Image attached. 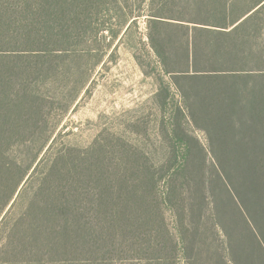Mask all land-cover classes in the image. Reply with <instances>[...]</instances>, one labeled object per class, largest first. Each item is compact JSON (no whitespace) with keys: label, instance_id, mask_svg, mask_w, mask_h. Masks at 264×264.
<instances>
[{"label":"rangeland","instance_id":"1","mask_svg":"<svg viewBox=\"0 0 264 264\" xmlns=\"http://www.w3.org/2000/svg\"><path fill=\"white\" fill-rule=\"evenodd\" d=\"M82 1L78 0V3ZM221 1L92 0L86 10V16H80L78 21L76 17L80 10H67L72 6L68 4L70 0H54L53 17L57 26L54 31L60 30L58 34L64 38L51 39L45 34V40L48 42L44 57L39 63L33 64L40 69L23 74L28 84L20 85L17 82L18 85L14 86V89H19L20 100H23L21 98L25 92L33 93V98L37 95L38 99L34 98L37 103L34 104L40 103L51 117L50 121L42 123L48 127L42 126V133L37 134L38 137L49 136V130L53 129L50 141L56 137L59 146L70 149L69 154L74 157L81 153L86 156L87 152L82 149L92 142L97 147L98 141L108 148V161L112 157L127 160L129 166L124 163L109 164V168L118 173H130L136 169L131 164L132 157L157 160L160 155V121L167 117L168 109L174 106L175 102L185 110L189 109L194 121L187 125L186 119L180 120L188 130L186 139L192 147L191 161L186 171L194 186L196 183L192 212L187 213L185 220L188 230L192 228V224H188L190 221L197 227V232L196 229H191L196 232L197 245L189 251L192 260L190 263L223 264L221 260L228 257L237 259V262L234 260L232 264H264L263 254L255 245L251 233L244 228L241 219L235 221V230L227 228L226 236L219 232L220 226H228L223 213H226L228 219L232 215L234 218L239 217L229 200L225 207L221 204L219 195L226 197L227 193L219 179L217 168L215 169L214 163L210 161L214 158L219 165L227 168L222 170L218 165L219 170L228 173L229 169H236L238 165L233 156L250 159L246 160L251 165L247 180L260 190H247L251 196L260 192L264 199V7L242 28L229 34L232 26L221 27L230 20V17L226 20L222 17ZM233 1L231 10H234V15L244 12L253 2ZM42 15L47 18L48 9L42 10ZM158 15L164 16V21L172 23L152 22L151 19ZM68 17L73 19L71 25L75 29L65 38L64 29L69 24ZM50 26L46 21L44 28L47 32ZM216 30L227 31L228 34L221 35L216 33ZM192 40H196L199 54L204 51L215 52L218 48L223 52L226 50V44L223 42L236 43L235 50L242 52L243 65L214 66L219 71L226 70L229 89L210 90L211 85L205 84L200 77L182 76L177 80L182 96L173 88L168 90V93L170 91V94L175 95V101L172 102L171 97L165 93L169 74L164 70L166 67L158 62L152 44H161L163 41L167 60L170 58L175 70H186V43ZM227 48L233 49V45H227ZM230 74L238 77H230ZM162 95L165 103L163 107L160 105ZM160 110L164 111V115ZM23 137L26 138L27 135ZM254 145H259L255 151ZM87 151L93 152L92 148ZM96 156L101 155L95 154ZM148 166V163L142 165L141 171L147 172ZM128 168L130 170H126ZM31 171L32 168L22 180L7 208L17 200L22 189L30 185L28 179ZM87 172L82 169L78 173V179H81L78 185L90 188L93 183L88 181ZM160 172L157 170V173ZM182 178L178 176L176 179L180 192ZM225 178L237 184L232 170ZM78 179H75L76 182ZM24 200L25 198L23 202ZM187 200L186 196L185 201L183 197L174 198L171 203L175 204L174 209L165 204L161 205L162 212H165V227L158 223L159 217L154 202L150 201L152 208H148L143 205L144 201L140 200V203H137L139 210L136 212L139 213V219L133 221L132 233L130 228L133 224L129 227L122 225L129 231L125 233L122 230L124 234L136 238L130 239L127 252L123 256L115 255L120 258L118 262L142 264L139 262L142 259L143 264H147L145 257L151 260L152 257L165 255L166 251L162 252V249L170 250L173 240H169V237L175 238L177 233L175 214L180 212L182 203L189 202ZM85 202L87 209H94L99 204L96 199L91 200L90 197ZM246 205L248 211L253 209L248 203ZM83 209L82 205L81 211ZM124 209L120 210L121 213ZM260 209L262 217L254 211L252 217L264 236V207ZM95 213L90 210L91 216ZM121 215L129 216V213L124 212ZM118 219L123 221L120 217ZM90 221L95 226L101 223L96 214ZM165 231H168L167 234ZM149 232H155L156 237L161 236L160 243L149 240L147 242L146 236H149ZM149 242L152 247H148ZM81 245L84 248L92 246L84 243ZM177 252L175 262L187 263L186 259H183L185 254L181 255L179 249ZM76 255L88 256L87 253ZM151 262L159 263L153 259Z\"/></svg>","mask_w":264,"mask_h":264},{"label":"trees","instance_id":"2","mask_svg":"<svg viewBox=\"0 0 264 264\" xmlns=\"http://www.w3.org/2000/svg\"><path fill=\"white\" fill-rule=\"evenodd\" d=\"M70 1L68 4L72 6L67 10L79 9L80 12H77L76 17L78 21L80 16L82 18L86 16L89 3H92V0H83L81 3H78V0ZM263 1L253 0L244 12L234 15V10H231L234 1L222 0L220 4L223 10L222 17L224 20L230 17V20L223 23L224 26L221 27L232 26L229 34H233L255 17L254 15L262 11ZM44 9H48L47 18L42 15ZM54 9V0H0V254H4L0 256V264H121L118 262L120 258L117 256H123L127 252L130 239L136 238V236L124 234L123 232L126 233L128 230L122 225L129 227L133 221L139 219V213H136L139 210L137 203H140L141 200L144 201V206L152 208L150 201H153L157 207L158 223L165 227V212H162L161 205L165 204V206L174 209L175 204H171L173 199L183 197V201H185V196L189 202L182 203L180 212L175 214L177 233L175 238L169 237V240H173L171 247L168 246L170 250L162 249V252L166 251L165 255L159 258L152 257L151 260L159 262L155 264H177L175 257L178 253L177 249H179L181 255L185 254L183 259H186L187 263L183 262V264H193L190 263L192 260L189 251L193 249L194 245H197V227L190 221L188 224H192L191 229H196V232L188 230L185 220L187 213L192 212L196 183L194 186L193 181L189 180L191 176L188 178L189 173L186 171L187 165L189 166L191 161L192 147L190 141L186 139L188 130L180 120L186 119L187 125L194 121L189 109L185 110L176 102L168 109L167 117L160 121L158 140L160 155L157 160L148 157H142V159L132 157L131 164L136 169L130 173L127 171L118 173V171L110 169L109 164L124 163L127 166L128 162L124 158L116 157H112L108 161V156H110L107 154L108 148L98 141L96 142L97 147L92 142L82 149L83 152H87L86 156L85 153H81L74 157L69 154L70 149H63L59 146L56 137L50 141L53 129L49 130V136H37L42 133V126L48 127L42 123L50 121L51 117L47 115L40 103L34 104V98L38 99L37 95H34L33 98V93L25 92L22 94L21 99L23 100H20L18 98L19 89H14V86L18 83L20 85L28 84L23 74L40 69L33 64L39 63L44 57L48 42L45 40L47 39L45 34H48L51 39L62 37L58 34L60 30L54 31L57 27L54 21L56 19L53 17ZM246 14L248 15L244 17ZM163 18L165 17L158 15L151 20H153L152 22L157 21L158 24L172 23L164 21ZM76 19H74L75 27ZM46 21L53 28H50L48 32L44 28ZM72 22L73 19L68 17L69 24L64 29L65 38H68L73 32L72 29H75L71 25ZM216 31L221 35L228 34L227 31ZM163 43L162 41L161 44H152V50L158 62L166 67L164 70L169 74L165 93L171 97L172 102L175 101V95L170 94V91L168 93V90L173 88L180 92L177 80L182 76L184 78L200 77L205 84L211 85L210 90L229 89L226 70L219 71L214 66L243 65L242 52L235 50L236 43L223 42L226 44V50L223 52L218 48L215 52L206 53L204 51L205 53L199 54L196 40H192L186 43L185 63L187 69L175 70L170 58L167 60ZM231 44L234 50L227 48V45L232 47ZM230 75V77H238L235 74ZM259 91H257L258 94ZM178 95L182 96V93L180 92ZM160 101V105L163 107L165 104L163 95L160 96ZM160 111L164 115V111ZM178 118L179 120H177ZM26 135V138L29 139L23 137ZM123 143L125 142L123 141ZM258 146L254 145L253 150L255 151ZM89 148H92L93 152L87 151ZM95 154L101 156L95 157ZM239 159V157L233 156V160L238 165L236 169L231 167L229 169V172L233 171L237 184L225 178L229 172L223 173L219 170V166L222 170L227 168L219 165L214 158L210 159L214 163L215 169L217 168V174L227 193L226 197L222 194L219 195L221 204L225 207L229 200L239 217L234 218V215H229L228 219L226 213H223V218L228 226L226 228L220 226L219 232L226 236L227 228L235 230V221L241 219L244 228L248 233H251L255 245L264 256V236L260 233V228L252 217V211L262 217L260 208L264 207L263 195L260 192L254 196L249 195L247 188H254L257 191L260 189L247 180L251 165L246 160L250 161V159ZM146 163L149 164L147 172H142L140 167ZM86 165L88 166L86 167ZM31 168L32 171L28 179L30 185H26L17 200L7 208ZM82 169L88 171L86 177L93 183L90 188L78 185L81 181L78 179V173ZM126 170H130V168ZM157 170L161 172L157 173ZM178 176L183 177L180 181L181 192L178 190L180 186L176 182ZM75 179H78V182ZM241 193L243 194L241 195ZM89 197L91 200L96 199L99 202L94 209L86 207L85 201ZM246 203L254 210L248 211ZM82 205L83 211H81ZM122 208H125L124 212H128L129 216L121 215L124 213L120 211ZM90 210H94V213L96 212L95 214L99 216L100 225L92 224L90 219L95 217V214L91 216ZM118 217L123 221L121 222ZM150 221L146 220V222ZM133 226L134 224L130 228L131 233ZM168 231L165 233L167 234ZM160 237H156L155 232H149L146 241L160 243ZM81 243L92 246L84 248ZM148 247H152L150 242ZM91 252L93 253L90 254ZM79 253H87L88 256L79 257L76 255ZM145 259L147 264H152L149 258L145 257ZM234 260L237 262L236 258L224 257L221 263L232 264ZM139 262L143 264L142 259Z\"/></svg>","mask_w":264,"mask_h":264},{"label":"crops","instance_id":"3","mask_svg":"<svg viewBox=\"0 0 264 264\" xmlns=\"http://www.w3.org/2000/svg\"><path fill=\"white\" fill-rule=\"evenodd\" d=\"M247 15H248V14H246L244 17H246ZM244 17H243V18H244ZM243 18H242V19H243Z\"/></svg>","mask_w":264,"mask_h":264}]
</instances>
